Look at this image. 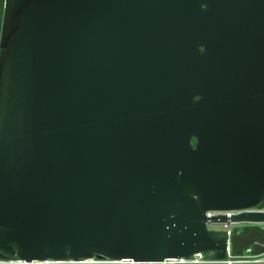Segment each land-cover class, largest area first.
Returning a JSON list of instances; mask_svg holds the SVG:
<instances>
[{
	"label": "water",
	"instance_id": "1",
	"mask_svg": "<svg viewBox=\"0 0 264 264\" xmlns=\"http://www.w3.org/2000/svg\"><path fill=\"white\" fill-rule=\"evenodd\" d=\"M263 200L264 0H4L0 257L222 258Z\"/></svg>",
	"mask_w": 264,
	"mask_h": 264
},
{
	"label": "built area",
	"instance_id": "2",
	"mask_svg": "<svg viewBox=\"0 0 264 264\" xmlns=\"http://www.w3.org/2000/svg\"><path fill=\"white\" fill-rule=\"evenodd\" d=\"M241 212H264V200L261 204L255 207L244 209H235L229 211H208L207 215L214 216L224 214L230 218L234 214ZM226 221L219 223L222 225L221 230L213 229L214 231L222 232L226 239L225 255L222 258L216 257L215 252H196L188 257H173L167 258L163 261L164 264H264V241L255 240L251 244L245 246L240 253L234 251L233 238L237 234L249 230L250 228H258L264 231V228L257 227V224H264V222H248L250 225L245 226L243 230L233 227V225L242 223ZM211 224L208 225V227ZM254 225V226H252ZM210 229V228H209ZM211 230V229H210ZM0 264H133L131 260L126 259H106V258H89L78 261L73 260H31L28 261L17 256L0 257Z\"/></svg>",
	"mask_w": 264,
	"mask_h": 264
},
{
	"label": "rangeland",
	"instance_id": "3",
	"mask_svg": "<svg viewBox=\"0 0 264 264\" xmlns=\"http://www.w3.org/2000/svg\"><path fill=\"white\" fill-rule=\"evenodd\" d=\"M248 225H250V224H249V223L242 222V223H239V224L233 225V227L238 228V229H240V230H243V228H244L245 226H248ZM252 226H254V225H252ZM255 226L260 227V228H264V224H257V225H255ZM209 228H210L211 230H213V229L221 230L222 225H221V224H217V223H216V224H211V225L209 226Z\"/></svg>",
	"mask_w": 264,
	"mask_h": 264
},
{
	"label": "trees",
	"instance_id": "4",
	"mask_svg": "<svg viewBox=\"0 0 264 264\" xmlns=\"http://www.w3.org/2000/svg\"><path fill=\"white\" fill-rule=\"evenodd\" d=\"M3 11H4V0H0V33H1Z\"/></svg>",
	"mask_w": 264,
	"mask_h": 264
},
{
	"label": "flooded vegetation",
	"instance_id": "5",
	"mask_svg": "<svg viewBox=\"0 0 264 264\" xmlns=\"http://www.w3.org/2000/svg\"><path fill=\"white\" fill-rule=\"evenodd\" d=\"M250 229H251V228H250ZM250 229H249V230H250ZM217 234H218V236H220V237L223 236L222 232H218Z\"/></svg>",
	"mask_w": 264,
	"mask_h": 264
}]
</instances>
